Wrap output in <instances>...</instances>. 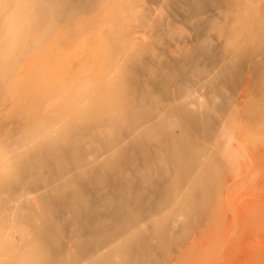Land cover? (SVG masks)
I'll return each instance as SVG.
<instances>
[{
  "label": "rangeland",
  "instance_id": "rangeland-1",
  "mask_svg": "<svg viewBox=\"0 0 264 264\" xmlns=\"http://www.w3.org/2000/svg\"><path fill=\"white\" fill-rule=\"evenodd\" d=\"M261 197L264 0H0V264H264Z\"/></svg>",
  "mask_w": 264,
  "mask_h": 264
},
{
  "label": "bare ground",
  "instance_id": "bare-ground-1",
  "mask_svg": "<svg viewBox=\"0 0 264 264\" xmlns=\"http://www.w3.org/2000/svg\"><path fill=\"white\" fill-rule=\"evenodd\" d=\"M7 4H8V3H7ZM248 158H249V157H248ZM259 201H261L262 203H264V198L261 197V198L259 199ZM250 207H251V206H250ZM224 231H225V230H224ZM224 249H225V248H224ZM225 251H226V250H225ZM230 252H231V251H230ZM237 259H238V257H237Z\"/></svg>",
  "mask_w": 264,
  "mask_h": 264
}]
</instances>
